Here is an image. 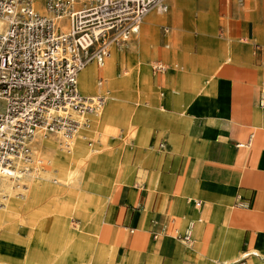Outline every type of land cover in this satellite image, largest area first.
<instances>
[{"label":"crops","instance_id":"1","mask_svg":"<svg viewBox=\"0 0 264 264\" xmlns=\"http://www.w3.org/2000/svg\"><path fill=\"white\" fill-rule=\"evenodd\" d=\"M221 9L224 24L215 29ZM170 10L182 50L198 67L204 62L208 76L188 110L203 113L212 134L201 142L193 173H165L156 187L146 179L116 184L104 218L93 227V251L101 264H108L104 252H113L118 264H264V0H172ZM129 37L120 48L110 47L101 64ZM182 50L172 56L181 60ZM101 64L86 63L76 82L80 93H103L105 102L113 96L105 73L96 69ZM88 66L96 70L89 76L93 92L80 84ZM92 116L87 113V125L79 128ZM76 145L78 154L80 139ZM185 231L187 241L175 236Z\"/></svg>","mask_w":264,"mask_h":264},{"label":"rangeland","instance_id":"2","mask_svg":"<svg viewBox=\"0 0 264 264\" xmlns=\"http://www.w3.org/2000/svg\"><path fill=\"white\" fill-rule=\"evenodd\" d=\"M231 1L244 3L224 0ZM166 3L165 10L149 9L127 46L111 50V57L96 67L105 73L113 97L98 110L92 131L78 134L80 127L67 147L60 134H41L54 146L35 139L30 159L17 160L12 183H2L0 264H101L93 251V227L104 218L116 184L146 179L147 186L156 187L157 177L165 173L175 178L195 171L201 142L212 128L203 113L188 109L208 74L204 62L198 67L182 50L172 0ZM223 12L215 29L223 27ZM177 50L183 51L181 60L172 56ZM156 61L165 64L163 71L152 70ZM95 72L90 66L83 72L82 90L96 89L94 77L89 79ZM78 139L82 150L76 154ZM104 253L108 264H118L113 252Z\"/></svg>","mask_w":264,"mask_h":264},{"label":"built area","instance_id":"3","mask_svg":"<svg viewBox=\"0 0 264 264\" xmlns=\"http://www.w3.org/2000/svg\"><path fill=\"white\" fill-rule=\"evenodd\" d=\"M153 7L165 10L166 0H0V178L30 159L35 132L60 134L67 147L87 125L105 94L80 93L77 72L123 46ZM175 236L189 239L186 231Z\"/></svg>","mask_w":264,"mask_h":264},{"label":"bare ground","instance_id":"4","mask_svg":"<svg viewBox=\"0 0 264 264\" xmlns=\"http://www.w3.org/2000/svg\"><path fill=\"white\" fill-rule=\"evenodd\" d=\"M146 14V13H145ZM144 14V15H145ZM102 65V64H101ZM84 69V68H83ZM82 69V70H83ZM85 70V69H84ZM83 70V71H84ZM82 72V71H81ZM80 75H81V73H80ZM79 75V76H80ZM107 103V102H106ZM100 111H98L97 113H95L96 115L99 113ZM99 115V114H98ZM99 117H97L96 116V118H95V120H97ZM94 120V121H95ZM89 121V120H88ZM92 127H93V124L92 125H89L88 127H85L84 129H79V131H77L78 132V134H79V132L81 131V130H90V129H92ZM78 134H77V136H78ZM40 139L39 140V143H40V145L42 144V143H44V142H52L53 143V141L51 140V139H43V136L41 135V132H39V131H37V132H35V134H34V137H33V140H32V146L34 147V143L36 142L35 141V139L37 140V139ZM72 139V138H71ZM88 144V143H87ZM74 145V144H73ZM70 146V145H69ZM58 147V146H57ZM71 147V146H70ZM62 149V148H61ZM69 149V148H68ZM72 150H73V148H72ZM35 156V155H34ZM35 159V158H34ZM48 160H50V159H48ZM38 161V160H37ZM41 161V160H40ZM39 161V162H40ZM38 172V171H37ZM36 175V174H35ZM15 176V174L14 175H11V176H9V175H5V176H3V177H1L0 178V189H2L4 186H6L5 184H2V183H5L4 181H7V182H9V183H12V180L10 179V177H14ZM26 176V175H25ZM24 195V194H23ZM22 197V196H21ZM239 260V259H238Z\"/></svg>","mask_w":264,"mask_h":264}]
</instances>
